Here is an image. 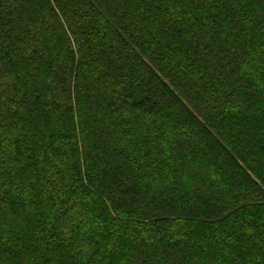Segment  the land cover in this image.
Wrapping results in <instances>:
<instances>
[{
	"label": "trees",
	"instance_id": "obj_1",
	"mask_svg": "<svg viewBox=\"0 0 264 264\" xmlns=\"http://www.w3.org/2000/svg\"><path fill=\"white\" fill-rule=\"evenodd\" d=\"M229 1L0 0V264H264V0Z\"/></svg>",
	"mask_w": 264,
	"mask_h": 264
},
{
	"label": "rangeland",
	"instance_id": "obj_2",
	"mask_svg": "<svg viewBox=\"0 0 264 264\" xmlns=\"http://www.w3.org/2000/svg\"><path fill=\"white\" fill-rule=\"evenodd\" d=\"M211 1V0H210ZM221 2H224V5H225V3H226V0H220ZM227 2H228V5L230 6L231 5V3H230V1L229 0H227ZM235 13V12H234ZM174 163V162H173ZM187 173L190 175H192L193 174V172L191 171V170H189V171H187ZM178 178H181V176L180 177H178ZM176 179H177V177H176ZM205 191H201L200 192V194L201 195H205V193H204ZM205 197V196H204ZM170 259V258H169ZM170 260H172V259H170ZM196 261H198V260H196ZM214 264H219V263H217V262H213ZM189 264H193L192 262H190ZM196 264H206V263H204L203 262V260H201V261H199L198 263H196Z\"/></svg>",
	"mask_w": 264,
	"mask_h": 264
}]
</instances>
